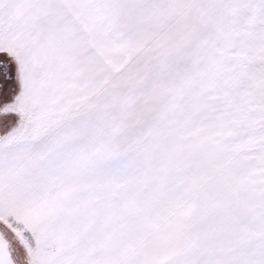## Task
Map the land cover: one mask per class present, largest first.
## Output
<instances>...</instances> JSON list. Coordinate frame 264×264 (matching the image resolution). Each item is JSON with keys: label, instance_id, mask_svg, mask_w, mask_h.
<instances>
[{"label": "snow or ice", "instance_id": "1", "mask_svg": "<svg viewBox=\"0 0 264 264\" xmlns=\"http://www.w3.org/2000/svg\"><path fill=\"white\" fill-rule=\"evenodd\" d=\"M0 264H264V0H0Z\"/></svg>", "mask_w": 264, "mask_h": 264}]
</instances>
